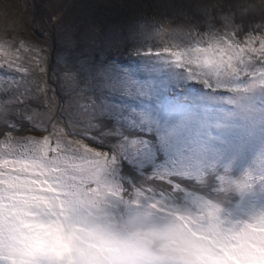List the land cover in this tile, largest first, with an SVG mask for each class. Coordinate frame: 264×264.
I'll list each match as a JSON object with an SVG mask.
<instances>
[{"label":"rangeland","instance_id":"obj_1","mask_svg":"<svg viewBox=\"0 0 264 264\" xmlns=\"http://www.w3.org/2000/svg\"><path fill=\"white\" fill-rule=\"evenodd\" d=\"M237 3L245 5L243 11L249 15L264 13V0H0V43L15 61L9 71L17 73L15 81L0 75V90L33 79L34 61L40 55L37 48L43 50L49 74V78L43 76L46 84L40 87L56 89L28 99L23 110L11 114L8 125L0 116V142L6 135H39L46 107L59 113L60 106L67 105L59 79L68 70L67 61L60 59L68 55L62 40L66 29L79 42L85 28H135V46L114 59V86L103 90L110 106L103 121H98L104 126V138L90 137L89 146L111 154L118 164L116 175L128 184L163 176L192 191L198 187V178L209 189L241 177L259 182L264 179V84L244 76L243 70L233 73L206 67L190 75L194 70L185 68L176 48L196 45L204 60L231 62L237 55L235 45L246 39L239 32L237 40L231 32H216L235 45L221 40L225 46L211 51L200 45L207 42L205 38L213 39L210 31L220 28V10L214 6ZM232 11L239 28L241 12ZM226 19L232 21L231 16ZM259 22L264 27V21ZM166 46L174 47L172 54L179 65L170 56L147 52ZM260 66L250 65L249 70ZM4 182L0 175V185ZM3 205L0 198V228L5 223ZM253 264H264V259L257 257Z\"/></svg>","mask_w":264,"mask_h":264},{"label":"clouds","instance_id":"obj_2","mask_svg":"<svg viewBox=\"0 0 264 264\" xmlns=\"http://www.w3.org/2000/svg\"><path fill=\"white\" fill-rule=\"evenodd\" d=\"M47 109L39 135L0 142L5 181L0 264H253L264 259V179L241 177L209 189L198 178L192 191L163 176L128 184L116 175L118 164L108 152L89 146L90 137L104 138L103 125L52 120Z\"/></svg>","mask_w":264,"mask_h":264},{"label":"snow or ice","instance_id":"obj_3","mask_svg":"<svg viewBox=\"0 0 264 264\" xmlns=\"http://www.w3.org/2000/svg\"><path fill=\"white\" fill-rule=\"evenodd\" d=\"M214 7L220 10L218 13L220 28L214 32L210 31L208 36L213 37V39L205 38L207 42L201 44L200 47H208L210 51L223 48L225 45L220 43L221 40H224L226 44L235 45V42L228 40L226 35H216V32L221 30L231 32L234 36L239 32L238 36L241 38L246 37V39H242L241 43L235 45L237 55L229 63L202 59L201 55L195 51L196 45L188 48L176 47L182 53L185 68L190 67L194 70L190 75H198L206 67L231 70L233 73H239L243 70L244 76H252L255 80L264 84V35L255 34L264 32L261 23H257L258 20L264 21V13L260 16L249 15L243 11L246 6L240 3L227 6L215 5ZM225 8H227V12ZM233 8L241 12L239 28L235 24L236 13L232 11ZM205 12L208 14L207 9H205ZM227 16H231L232 21H228ZM135 32V28L104 30L85 28L81 30L80 40L77 42L70 30H65L62 40L68 55L60 59L61 62L67 61L68 70L60 73L59 79L60 91L68 97V103L60 106L59 113L52 106L48 107L47 112L52 120L63 117L66 122L83 127L98 126V121H103L108 111H110V106L103 99V90L114 86L111 79V72L115 68L113 61L117 56H123L135 46ZM257 42L259 47H256ZM21 47H23V44ZM173 48V46L159 49L149 48L147 52L156 56H170L179 65L180 61L172 54ZM35 51L40 55L39 59L34 61L36 68L32 71L33 79L23 84L17 83L11 90L8 88L0 90V116L4 117L5 125H8L13 112L23 110L28 99H39L46 96L49 90L56 91V89H49L47 86L40 87L42 83L46 84L43 76L47 74L49 78V74L44 66L47 60L43 55V50L37 48ZM14 63L12 54L5 51V45L0 43V75L11 76L15 81L17 73L14 70L9 71L13 69ZM254 64L261 66L249 70V66ZM242 65L244 66L243 69H241ZM12 131H15L14 126H12ZM6 137L14 138L8 135ZM109 156L114 159L111 154ZM8 246L11 247L10 238ZM4 247L3 228H0V251Z\"/></svg>","mask_w":264,"mask_h":264},{"label":"trees","instance_id":"obj_4","mask_svg":"<svg viewBox=\"0 0 264 264\" xmlns=\"http://www.w3.org/2000/svg\"><path fill=\"white\" fill-rule=\"evenodd\" d=\"M50 17H52V15H50ZM12 133L11 131L8 132V134Z\"/></svg>","mask_w":264,"mask_h":264}]
</instances>
